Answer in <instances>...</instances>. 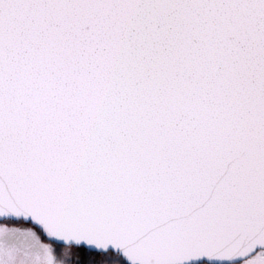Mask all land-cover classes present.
<instances>
[{"label": "snow or ice", "instance_id": "1", "mask_svg": "<svg viewBox=\"0 0 264 264\" xmlns=\"http://www.w3.org/2000/svg\"><path fill=\"white\" fill-rule=\"evenodd\" d=\"M0 264H264V0H0Z\"/></svg>", "mask_w": 264, "mask_h": 264}]
</instances>
